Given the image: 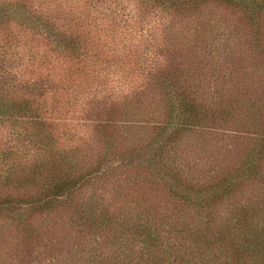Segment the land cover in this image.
Masks as SVG:
<instances>
[{
	"label": "trees",
	"instance_id": "trees-1",
	"mask_svg": "<svg viewBox=\"0 0 264 264\" xmlns=\"http://www.w3.org/2000/svg\"><path fill=\"white\" fill-rule=\"evenodd\" d=\"M131 1L144 18L155 14L163 23L212 6L232 9L250 23L255 40L264 36V0ZM121 3L0 0V126H20L26 143L36 150L29 162L18 160L0 170V216L25 207L44 219L55 215L57 223L71 214L73 227L86 232L94 246L87 264H264V111L257 118L241 112L237 103L209 97L200 83L203 66L193 73L192 65L182 63L180 70L181 65L158 63L124 97L127 101L145 88L150 104L156 100L161 105L154 112L160 120L154 129L164 138L143 164L145 170L162 164L164 204L148 198L147 208L134 207L127 214L111 209L116 202L106 204L99 189L105 191L116 171L133 164L108 163L107 151L95 166L88 164L80 144L65 138L64 131L61 135L60 121L49 115L48 110L61 112L67 108L61 104L83 93L91 65L110 61V41L100 39L99 27L112 35ZM53 58L58 69L51 66ZM139 58L131 55L135 64ZM82 102L81 116L89 123L98 116L99 104L87 98ZM139 103L125 115L139 117ZM252 123L254 136L246 137L251 143L240 162L209 181L189 182L176 163H163L167 146L188 134L224 126L250 128ZM122 185V191L113 187L120 194L116 198L125 194ZM122 202L124 210L133 208ZM110 237L126 240L128 248L121 249ZM99 238H106L108 250Z\"/></svg>",
	"mask_w": 264,
	"mask_h": 264
},
{
	"label": "rangeland",
	"instance_id": "rangeland-1",
	"mask_svg": "<svg viewBox=\"0 0 264 264\" xmlns=\"http://www.w3.org/2000/svg\"><path fill=\"white\" fill-rule=\"evenodd\" d=\"M121 2L117 12L118 25L112 35L99 27L103 32L100 39L110 41L107 45L111 49L110 61L102 60L100 64L91 65L89 81L83 83V93L67 104H61L67 106L65 110L52 114V109L48 111L60 121L61 135L64 131L65 138L80 144L81 154L86 155L88 164L95 166L106 151L108 163L120 165L125 160L133 164L125 172L116 171L105 191L103 187L99 189L106 204L116 202L111 209L116 207L120 213L127 214L134 207L147 208L148 198L164 204L167 193L162 164L155 163L150 170H145L143 164L164 138L154 129L155 123L160 122L154 112L161 105L153 99L150 104L145 88L143 93L127 101L124 98L126 93L132 86L141 84L143 74L158 63H173L175 68L181 65L180 70L185 67L182 63L192 65L193 73H196L197 66H203L200 83L209 97L215 96L216 100L222 97L224 103H237L241 112L258 118L264 111V36L255 40L250 33V23L232 9L212 6L163 23L155 14L144 18L136 12L131 0ZM262 31L264 35V28ZM131 55H140L136 64ZM55 61L53 58L51 66L58 69ZM86 98L99 104L95 106L98 116H93L89 123L81 116L83 112L80 110ZM133 99L137 101L130 102ZM48 102L51 105V99ZM137 103L142 104L140 116L131 119L124 112L135 111L133 105ZM255 106L257 112L253 113ZM243 116L244 121L247 118ZM254 127L224 126L188 134L167 146L168 154L163 163H176L189 182L192 178L196 182L209 181L240 162L245 148L251 143L246 137L254 136ZM26 142L28 138L20 126L14 129L0 126V170L18 160H31L36 150ZM120 184L126 188L125 194L116 198L120 194L115 193L113 187L117 185L121 190ZM122 201L133 208L124 210ZM71 216L63 214L56 223L55 215L44 219L25 207L24 211L13 209L9 214L1 215L0 264H87L94 246L89 244L86 232L73 227ZM104 239L99 238L101 247L106 246ZM112 242L121 249L129 246L126 240L114 239Z\"/></svg>",
	"mask_w": 264,
	"mask_h": 264
}]
</instances>
